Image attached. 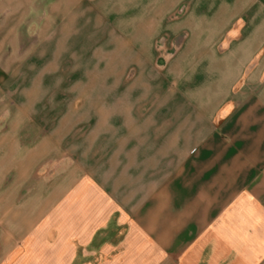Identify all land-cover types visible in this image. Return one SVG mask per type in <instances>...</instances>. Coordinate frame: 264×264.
<instances>
[{
  "label": "crops",
  "instance_id": "obj_1",
  "mask_svg": "<svg viewBox=\"0 0 264 264\" xmlns=\"http://www.w3.org/2000/svg\"><path fill=\"white\" fill-rule=\"evenodd\" d=\"M1 2L13 12L0 21V94L23 96L26 120L56 124L8 150L0 264H264V17L231 23L198 88H161L143 81L145 63L166 57L177 27L192 43L209 25L202 12L225 0ZM65 62L87 81L65 85ZM80 122L93 127L71 143L72 170L33 178Z\"/></svg>",
  "mask_w": 264,
  "mask_h": 264
},
{
  "label": "rangeland",
  "instance_id": "obj_2",
  "mask_svg": "<svg viewBox=\"0 0 264 264\" xmlns=\"http://www.w3.org/2000/svg\"><path fill=\"white\" fill-rule=\"evenodd\" d=\"M227 2L230 4H227ZM237 2H239V5ZM263 3L264 0H235L233 4L231 0H225V8L223 10L202 12L204 16L201 18H206V21L209 22V25L208 27L203 28L202 33H200L199 28L193 27V42L188 44L185 48H183L184 43L179 41L183 39L185 28L184 26L177 27V41L173 45L172 49L163 53V56L166 57L145 63V69H149L151 72L149 74L143 75V81L147 84L159 83L161 88L167 83H181L182 85L184 84L183 87L185 86V83L187 84L185 87H190L195 84L192 87L195 89L197 85L196 83H199L202 77L199 71L201 66H206L209 64V62L214 63L216 61L215 57L213 58V52L221 54L227 50L228 43L227 41L223 40L222 37L225 34L229 35L232 33V27H230L231 23L233 22L232 25L242 24L240 22L243 19H246L248 14L251 12H254L256 17H264ZM7 7L8 3H0V21L2 22L7 20L13 12L11 6L10 10H8ZM38 13H40V11H35L33 12V15H37ZM198 14L199 12L197 14L196 12L192 13L191 18L193 22L199 18ZM182 17V13H176L177 22H182ZM212 22L216 23V26H212ZM199 35H202L203 41L196 42L195 40L199 39ZM69 68L70 63L65 62L62 67V71L65 73V85L71 83V81H74L75 83L82 80L87 81V75H67ZM190 68L194 70L195 74H188L187 76H184V72H189V70H191ZM170 72L172 74H170ZM205 77L206 76H204V78ZM134 78V74L127 76L128 81H131V79ZM20 84L21 83L18 80L15 84H13V87L15 86L17 89L19 88ZM146 93L147 92H145V94ZM15 96L16 95L14 92L0 94V172L4 173L3 177L5 178V185L1 188V194L4 195L7 194V190L9 188L8 182H10L12 179L11 174H9L6 170L8 167V150L10 149L14 151L17 148L22 147L31 149L36 144L39 145L40 142L45 141L43 136L46 135V132H49L52 126H55L56 124L52 122L40 124L38 122H30L28 119L27 121L25 118V114H27L25 108L22 105H19L17 102L18 100L21 101L23 96H21L20 99H15ZM66 97L67 93H65V98ZM36 109V113L41 116H46V114L52 116L55 114L51 112L53 108ZM61 109L63 110L64 114L71 115L73 108L63 107ZM80 110L84 109L80 108ZM72 125L73 124L70 122L62 123L64 130H69ZM75 127L76 129L72 137L65 140L64 149L62 151L63 154L60 150L54 155L47 156V158L43 160V163L36 167L33 178H39L41 176L53 178L72 170V164L76 162L77 155L71 154V143L76 141L73 139H76L77 137L82 139L84 136H86L88 130L93 127V124L90 122H80L76 123ZM16 133H19V135L17 134L15 138L14 134ZM47 142V146H53V150H55L54 141L48 140ZM43 148L45 149V147ZM1 241L2 240L0 237V250L1 245L3 244Z\"/></svg>",
  "mask_w": 264,
  "mask_h": 264
}]
</instances>
